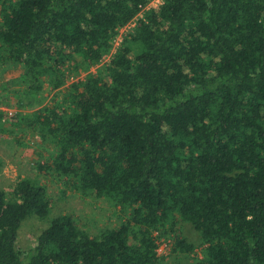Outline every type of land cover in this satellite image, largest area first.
Instances as JSON below:
<instances>
[{"label": "trees", "instance_id": "1", "mask_svg": "<svg viewBox=\"0 0 264 264\" xmlns=\"http://www.w3.org/2000/svg\"><path fill=\"white\" fill-rule=\"evenodd\" d=\"M155 1L0 0V72L20 70L0 128L51 145L37 175L125 217L90 233L60 215L24 254L52 200L18 180L0 264H264V0Z\"/></svg>", "mask_w": 264, "mask_h": 264}, {"label": "rangeland", "instance_id": "2", "mask_svg": "<svg viewBox=\"0 0 264 264\" xmlns=\"http://www.w3.org/2000/svg\"><path fill=\"white\" fill-rule=\"evenodd\" d=\"M161 0H156L151 7H156ZM127 30H122V33ZM120 42V40H119ZM109 57L104 61L108 62ZM97 68L92 69L96 72ZM20 70L9 71L8 73L0 72V96L1 99L8 97L6 93L12 89H19L18 85L11 84L8 81L16 79ZM85 76L82 75L83 78ZM73 80V79H72ZM14 91H12V94ZM15 95V94H14ZM15 104L16 97L11 96ZM16 109L14 107L0 106V111L11 114ZM30 111V110H29ZM3 124L6 130L0 128V158L4 163L3 170L0 173V188L5 190L14 187L15 182L24 178L37 179L43 184L48 191L52 200V210L49 218L41 221L37 217L26 220L19 230L18 248L24 254L33 250L37 244V238L43 230H45L51 219L60 215H73L78 221L82 229L90 233L98 232L102 229H112L119 225L121 218L118 209H114L105 200L83 197L76 193L68 185L64 179L55 178L54 175L44 174L37 175L34 165L42 158L44 162L49 160L51 145L41 146V142L31 133L22 136L18 132H11L10 123ZM9 130V132H8ZM20 140L18 141V139ZM183 233L190 242L197 243L198 237L187 225H183ZM166 245V244H164ZM201 257L200 249L196 250ZM166 254V252L164 253ZM195 257V256H194ZM166 264H196L194 260L189 258L168 260Z\"/></svg>", "mask_w": 264, "mask_h": 264}, {"label": "built area", "instance_id": "3", "mask_svg": "<svg viewBox=\"0 0 264 264\" xmlns=\"http://www.w3.org/2000/svg\"><path fill=\"white\" fill-rule=\"evenodd\" d=\"M165 251H166V245L162 244V245L159 247L158 252H159L160 254H162V253H165Z\"/></svg>", "mask_w": 264, "mask_h": 264}]
</instances>
